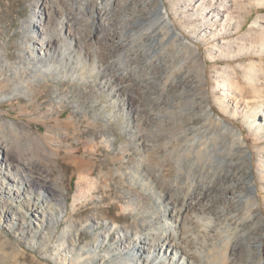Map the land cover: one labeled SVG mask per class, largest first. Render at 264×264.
I'll use <instances>...</instances> for the list:
<instances>
[{"label": "rangeland", "instance_id": "374dc122", "mask_svg": "<svg viewBox=\"0 0 264 264\" xmlns=\"http://www.w3.org/2000/svg\"><path fill=\"white\" fill-rule=\"evenodd\" d=\"M41 1L0 0V143L9 145L15 159L21 163L18 183L4 186L46 180L67 197V209L52 244L59 241L64 230H78L84 224L88 226L82 231L78 250L91 243L97 234L110 233V226L116 223L122 228L141 227L152 215L150 210L166 204V200L157 201V195H164L163 183L175 181L180 175L171 156L178 144L176 111L182 110V119L187 122L188 109L197 101L198 110L210 106L215 118L221 117L241 130L248 142L249 173L244 174L241 166L232 171L238 176V183L244 186L243 193L238 195L240 204L236 210L218 214L217 223L224 220L227 228L239 223L234 242L229 246L230 252L237 255L236 264H257L255 257L260 251L253 256L252 248L255 240L264 241V167L260 161L264 160V133L260 138L255 135L256 129L249 130L250 120L245 115H230L234 104L222 101V88L225 84L242 88L249 102L248 113L255 107H264V48L249 49L255 35L264 31V23L260 27L252 26L259 16L264 17V6L238 2L236 12H241L239 20L243 28L224 39L231 47L235 46L231 54L219 56L216 50L225 45L221 37H212L210 31L205 33L206 22L192 25V14L184 13L185 6L193 0H165L177 27L189 40L190 49L180 48L166 31L161 38L153 39L154 35L147 30L152 15L138 10L134 13L122 8V4L117 6L115 0L114 4L106 2L105 19L101 22L99 18L95 26L109 27L108 24L115 20L122 28L115 40L96 43L103 56L101 70L95 74V82L85 83L52 79L48 74L38 76L22 67L26 66L27 51L39 37L35 28L28 27V22L33 20L34 9ZM149 1L155 8L160 4V0ZM205 10L201 9L199 14ZM110 42L116 47L119 45L118 48H108ZM120 42L124 43L120 45ZM120 72L130 74L120 76ZM251 76L256 78L253 83L260 88L256 92L249 84ZM187 78L194 82L186 83L184 79ZM104 82L105 87L102 86ZM124 105L131 108V119L115 116ZM149 113L151 122L146 124L145 115ZM126 122L134 128L133 137L126 132ZM217 129L212 125V133ZM122 145H127L125 155L121 153ZM71 159L89 165L79 169ZM148 167H154L157 174L148 171ZM80 176L97 180L99 185L91 184L94 188L87 195L91 197L81 199L73 208ZM248 198H251V207ZM34 221L32 215H28L24 229L30 230L29 224ZM18 244L21 252L16 251ZM0 264L56 263L0 227Z\"/></svg>", "mask_w": 264, "mask_h": 264}, {"label": "bare ground", "instance_id": "6f19581e", "mask_svg": "<svg viewBox=\"0 0 264 264\" xmlns=\"http://www.w3.org/2000/svg\"><path fill=\"white\" fill-rule=\"evenodd\" d=\"M113 1L42 0L34 9L33 20L28 22L30 24L28 27L35 28L39 37L26 53V66L22 65L24 70H31L41 76L48 74L52 79L95 82L94 77L101 70L100 63L103 57L101 50L97 47L98 42L105 39L115 40L120 32L119 29L122 28L116 24L115 20H112V24H108L111 28L95 26L99 18H102L101 22H103L106 16H104L106 2L109 5L114 4ZM115 1H118L117 6L122 4L121 7L133 12L138 10L139 13L152 15L147 30L154 35L153 39L161 38L162 32L166 31L167 36L174 39L180 48L190 49L189 40L177 27L175 17L166 6L165 0H160L156 8L150 6L153 2L149 3V0ZM238 2L264 6V0H193L185 6L184 13L192 14V25L206 22L208 26L204 32L210 31L214 38L221 37L225 45L216 50L215 54L219 56L231 54L235 46L231 47L224 39L232 32H239L243 28L244 24L239 20L241 12H236ZM201 9L206 10L199 14ZM172 11H175L174 8ZM261 23H264V17L259 16L252 26L260 27ZM54 29L55 32H52ZM251 41L250 50L257 47L263 49L264 31L255 35ZM122 43L124 42L119 44ZM118 46L111 43L108 48L115 49ZM253 66L255 67V64ZM119 74L125 76L130 73L120 72ZM184 80L186 83L194 82L192 78ZM250 80L251 89L254 92L258 91L260 88L258 89L253 83L256 78L251 76ZM235 85H223L222 101L224 103L227 100L232 101L234 111L230 115L233 117L245 115L250 120L249 130L256 129L257 136L263 134L264 107L251 108V112L248 113L249 102L245 99L242 88ZM102 86H106L105 82ZM191 105L187 113L189 117L187 122L182 119L184 117L182 110L176 111L178 133L175 134V139L178 144L171 152V156L180 175L178 174L177 180L165 181L162 186L160 185L164 195L162 197L157 195V201L166 200V204L158 205L156 210H150V214L153 212L152 215L141 227L135 225L122 228L116 223L110 226V233L97 234L91 243L78 250L82 231L88 226L84 224L78 230H64L59 236V241L57 239L58 242L52 244L67 209V197L46 180L40 183L14 184L6 188L4 185L7 183H18L17 177L21 170V163L15 159L13 149L3 143H0V227L8 229L15 237L25 241L31 249L38 253H45V258L56 264H236L237 255L234 256V252L233 254L230 252L229 246L234 242L239 223L232 228L231 226L227 228L224 220L217 222L218 214L236 210L240 204L238 195L244 186L238 183V176L232 171L241 166L244 174L249 173L250 148L242 131L221 117L215 118L210 106L207 105L198 110L197 101H193ZM177 107L179 109L180 106ZM261 109H263L262 113ZM115 116L131 119L133 112L129 106L124 105L122 111ZM258 119H260L259 123ZM144 122L146 124L151 122V113L145 115ZM212 125L217 126L219 130L212 133ZM124 126L126 132L133 137L135 131L131 123L126 122ZM220 141H224V144H220ZM126 152H128L127 145H122V155ZM71 161L76 163L79 169L89 165L88 162L81 160L71 159ZM260 161L264 167V160L260 159ZM167 164L170 165V163ZM153 168L148 167V171L156 175L157 172ZM95 183L99 185L97 180L85 176L79 177L77 198L74 199L73 208L77 207L81 199L83 201L86 199L94 188L91 184L97 185ZM247 202L251 207V198H248ZM132 211L135 212L136 208ZM28 215H32L35 221L30 222L29 226L32 227L26 231L24 226ZM255 219L259 218L255 217ZM16 247V251L21 252L19 244ZM235 248L238 251V247ZM252 250L253 256L256 251H260L255 257L256 263L264 264V241L255 240Z\"/></svg>", "mask_w": 264, "mask_h": 264}]
</instances>
